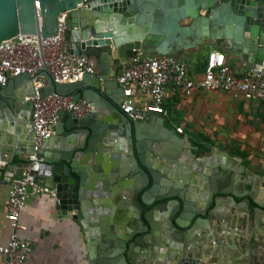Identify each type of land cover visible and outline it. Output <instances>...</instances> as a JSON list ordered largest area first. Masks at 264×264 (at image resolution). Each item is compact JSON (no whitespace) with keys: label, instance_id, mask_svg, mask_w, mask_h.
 Here are the masks:
<instances>
[{"label":"water","instance_id":"obj_1","mask_svg":"<svg viewBox=\"0 0 264 264\" xmlns=\"http://www.w3.org/2000/svg\"><path fill=\"white\" fill-rule=\"evenodd\" d=\"M60 16L68 53L93 58L96 70L66 84L41 71V96L84 100L87 110L80 115L58 111L52 135L33 152L31 174L50 185L54 213L85 225L95 217L100 237L93 235L96 242L88 244L87 263L200 264L203 258L216 264L225 259L209 254V240L219 243L233 225L247 229L245 235L258 230L264 204L240 188L223 162L175 159L174 142L166 145L147 129L141 122L145 114L130 119L119 110L122 89L112 77L136 51L172 55L175 47L207 39L223 40L227 53L264 69V0H0V48L17 35L39 33L43 41L54 36ZM185 19L188 24L179 25ZM208 25L217 37L206 35ZM30 97L25 74L0 86V170L9 177L20 167L13 157L32 153ZM22 137L25 150L19 147ZM112 183L116 210L108 220L98 187ZM236 198L244 205L250 198L255 206L240 216ZM196 238L206 243L204 249ZM158 248V258L145 263Z\"/></svg>","mask_w":264,"mask_h":264},{"label":"crops","instance_id":"obj_2","mask_svg":"<svg viewBox=\"0 0 264 264\" xmlns=\"http://www.w3.org/2000/svg\"><path fill=\"white\" fill-rule=\"evenodd\" d=\"M188 21V19L180 21L179 25H186ZM206 28L208 29L206 35L212 34L217 37L218 32L211 30L213 26L208 25ZM224 45L223 40L219 39L217 43L207 39L205 43L194 44L192 47L184 45L175 47L172 55L185 64L189 73L199 74L205 65L207 53L220 52L224 55V63L239 71V65L244 62L243 58L227 53ZM119 67H116L115 72ZM108 71L111 73L110 67ZM162 109L163 113L160 115L145 114L141 122L147 129L154 130L152 132L157 137L165 140L166 145L174 142L175 151H178V155H174L175 159H184L189 163L195 159L205 163L206 159L212 158L216 166L223 162L230 171H233L234 177L240 182V188L251 191L252 198L264 204L263 103L243 100L220 91H194L190 96L184 97L178 90L167 87ZM24 139L25 137H22L19 140V147L25 150L27 143ZM20 157L22 155L14 156L12 163H18ZM8 181L9 176L0 170V245L6 243L11 232L4 219ZM114 186L115 184L112 183L105 187L100 184L98 187L100 188L99 203L108 207L106 217L108 220H111L116 210L111 204L114 196L110 187ZM234 200L240 206L237 208L239 209L237 214L240 216L248 208L255 206L250 198L248 205L241 204V198ZM50 205L51 199L42 196L28 200L19 212L18 223L22 229H18L16 234L30 243L27 262L88 264L90 249L88 244L96 242L95 240L100 237L97 226L92 220L95 217H88V223L85 225L80 221L57 215ZM261 216V227L259 226L258 230L251 229L248 235H245L247 229H239L233 225L227 236L220 238L219 243L217 240H209L207 245L211 250L209 254L225 255V259L219 258L216 264H230L227 260L228 255L232 256L233 264H252L253 258L258 260V264H264V215ZM93 235L98 236L95 239ZM240 238L244 240V249L240 246ZM195 243H203L201 250L206 245L200 239ZM153 252L145 263L154 262L160 254V248ZM199 263L209 264L203 258ZM0 264H2L1 256Z\"/></svg>","mask_w":264,"mask_h":264},{"label":"built area","instance_id":"obj_3","mask_svg":"<svg viewBox=\"0 0 264 264\" xmlns=\"http://www.w3.org/2000/svg\"><path fill=\"white\" fill-rule=\"evenodd\" d=\"M56 23V34L44 41L39 33L17 35L3 41L0 48V86L8 78L21 74L30 80L31 97L27 100L31 108L32 131V153L20 157V167L14 168L8 181L4 219L11 232L6 243L0 245L2 264H32L26 260L29 241L16 234L22 229L18 223L19 212L28 200L42 196L51 198L53 194L45 180L31 174V166L36 163L33 152L52 135L58 111L80 115L87 109L84 100L72 103L68 97L55 94L41 96L39 89L45 80L40 73L45 70L52 82L66 84L77 82L83 74H93L96 70L93 58L68 53L62 34L63 16L57 18ZM119 66L112 79L122 89L119 110L130 119L141 114H162L167 87L178 90L184 97L194 91H220L264 104V69L256 70L244 61L237 71L224 63V55L220 52L207 53L199 74L189 73L185 64L173 55L138 51Z\"/></svg>","mask_w":264,"mask_h":264}]
</instances>
